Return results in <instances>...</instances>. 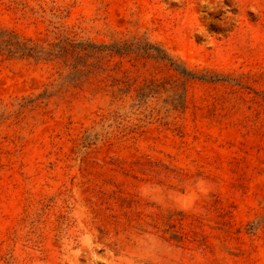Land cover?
I'll return each mask as SVG.
<instances>
[{
  "label": "rangeland",
  "instance_id": "1",
  "mask_svg": "<svg viewBox=\"0 0 264 264\" xmlns=\"http://www.w3.org/2000/svg\"><path fill=\"white\" fill-rule=\"evenodd\" d=\"M0 30L90 45L68 81L0 41V264H264V0H0Z\"/></svg>",
  "mask_w": 264,
  "mask_h": 264
},
{
  "label": "trees",
  "instance_id": "2",
  "mask_svg": "<svg viewBox=\"0 0 264 264\" xmlns=\"http://www.w3.org/2000/svg\"><path fill=\"white\" fill-rule=\"evenodd\" d=\"M0 41L8 45V51L13 54H20L23 56L43 54L45 56L44 58H48L50 60L57 58L67 62V66L71 67V71L65 76V79L68 81L73 80L74 75L79 73V66L81 65V60L83 59V56L79 55L81 53L80 49L83 48L85 50L86 47L90 46L62 39L59 42L52 44L50 47H45L34 43L32 40L22 41L11 35L9 32L2 30H0ZM92 48V51H95L96 47L92 45ZM76 80H78V78Z\"/></svg>",
  "mask_w": 264,
  "mask_h": 264
}]
</instances>
